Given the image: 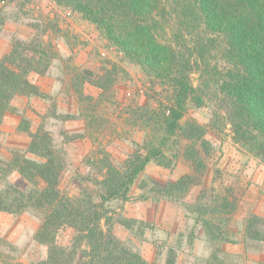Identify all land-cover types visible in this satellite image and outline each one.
<instances>
[{
    "label": "trees",
    "instance_id": "16d2710c",
    "mask_svg": "<svg viewBox=\"0 0 264 264\" xmlns=\"http://www.w3.org/2000/svg\"><path fill=\"white\" fill-rule=\"evenodd\" d=\"M9 1L22 0L0 3ZM54 1L93 24L122 58L141 66L154 92L125 107L124 124L140 135L116 161L102 138L109 130L117 132L108 114L117 103V66L72 67L68 87L85 134L97 143L94 164L102 174L97 190L63 191L64 154L42 124L31 130L30 121L22 118L18 130L30 137L26 153H13L0 165V176L18 173L26 186L11 182L0 187V211L40 213L34 236L46 247V255L30 264H150L104 220L113 203L130 200L150 163L171 168L182 161L189 171L153 183L143 199L183 198L202 184L211 143L206 126L188 115L190 108H208L215 124L225 118L233 139L264 162V0ZM34 26L37 33L14 39L0 58V133L14 98L45 96L31 76L44 75L59 56L47 33L50 25L44 21ZM197 204L194 209L207 239L231 242L227 224L235 203L224 195ZM67 230L70 240L61 243L59 235ZM250 235L264 241V232ZM5 245L0 235V262L25 264L9 261Z\"/></svg>",
    "mask_w": 264,
    "mask_h": 264
},
{
    "label": "rangeland",
    "instance_id": "374dc122",
    "mask_svg": "<svg viewBox=\"0 0 264 264\" xmlns=\"http://www.w3.org/2000/svg\"><path fill=\"white\" fill-rule=\"evenodd\" d=\"M44 21L50 25L47 33L56 43L59 56L44 75L31 76L44 97L20 95L12 101L13 110L6 113L1 126L0 165L13 153H26L30 137L18 130L21 119L26 118L31 130L42 124L64 154L62 190L72 194L87 187L94 192L96 181L102 178L94 164L97 143L87 137L84 122L78 117L75 98L68 87L70 69L116 64L117 103L108 114L117 132L109 130L102 138L116 161L126 156L132 140L140 135L124 124V109L154 92L152 80L141 66L122 58L93 24L54 0L0 3V58L14 39L33 36L37 33L34 25ZM188 115L206 126L211 143L202 184L183 198L143 199L153 183L163 184L189 171V165L182 161L171 168L150 163L132 188L130 200L113 203L104 223L150 264H169L170 260L174 264H264V241L250 235L264 232V162L233 139L225 118L215 124L208 108H190ZM11 182L26 186L18 173L0 176V187ZM143 183L147 184L144 188ZM224 195L236 208L227 224L232 241L220 244L207 239L194 208L199 202H213ZM40 222L41 215L34 210L20 214L0 211V235L6 241L4 252L9 261L30 264L46 255V247L34 236ZM70 237L71 231L67 230L60 233L59 240L67 243Z\"/></svg>",
    "mask_w": 264,
    "mask_h": 264
}]
</instances>
